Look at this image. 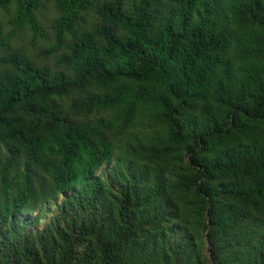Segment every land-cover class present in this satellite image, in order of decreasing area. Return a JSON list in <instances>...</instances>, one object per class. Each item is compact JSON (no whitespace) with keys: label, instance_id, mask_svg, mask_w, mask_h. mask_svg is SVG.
Returning <instances> with one entry per match:
<instances>
[{"label":"trees","instance_id":"trees-1","mask_svg":"<svg viewBox=\"0 0 264 264\" xmlns=\"http://www.w3.org/2000/svg\"><path fill=\"white\" fill-rule=\"evenodd\" d=\"M0 264H264V0H0Z\"/></svg>","mask_w":264,"mask_h":264}]
</instances>
